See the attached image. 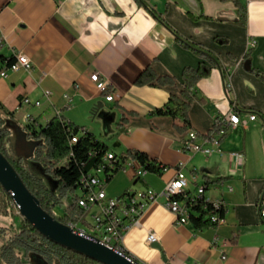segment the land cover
Masks as SVG:
<instances>
[{
	"label": "crops",
	"instance_id": "0c3cea01",
	"mask_svg": "<svg viewBox=\"0 0 264 264\" xmlns=\"http://www.w3.org/2000/svg\"><path fill=\"white\" fill-rule=\"evenodd\" d=\"M238 2L246 10L244 26L232 3L217 0H0V57L22 53L32 63L30 73L0 78V105L10 114L0 111V117L20 144V128L61 117L93 135L108 153H140L168 168L140 179L129 168L119 171L106 182L107 197L160 193L183 162L188 191L205 186L207 199L223 202V224L203 231L190 222L177 225L162 197L147 205L120 243L140 264H264V0ZM182 41L217 56L226 77L224 82L212 70L197 83L184 131L178 119L154 115L182 91L183 70L201 61ZM148 68L175 84L136 86ZM94 73L107 81L115 102L96 90ZM44 91L51 95L44 97ZM23 99L31 105L21 104ZM232 112L242 124L226 134L218 152L180 153L188 130L204 136L216 119ZM251 113L257 116L253 122ZM231 154L241 156V166ZM93 213L76 227L91 233ZM149 234L156 238L150 245Z\"/></svg>",
	"mask_w": 264,
	"mask_h": 264
},
{
	"label": "trees",
	"instance_id": "16d2710c",
	"mask_svg": "<svg viewBox=\"0 0 264 264\" xmlns=\"http://www.w3.org/2000/svg\"><path fill=\"white\" fill-rule=\"evenodd\" d=\"M217 1L232 3L237 10V23L241 26L245 25L246 10L238 0ZM182 43L201 61L197 68L183 70L181 76L183 89L180 94L178 96L171 95L163 110L154 112L156 116L178 119L182 124V129L178 128L180 131H184L188 127V111L194 100L193 93L197 83L207 78L212 70H219L224 82L226 81L224 70H222L217 56L199 46L184 41ZM5 62L11 64L13 59L5 60L0 57V63ZM252 72L259 75L253 70ZM174 84V79L157 76L150 68L143 71L135 81V85L138 87H166ZM109 92L110 90L103 96ZM0 111L9 117L10 114L3 110L1 105ZM5 123L6 119L0 117V153L12 165L26 188L37 198L41 208L64 225L84 224L85 212L77 205L76 192L80 189V180L101 166L102 158L107 153L106 146L97 141L90 133L64 121L61 117L51 119L43 127L36 128L34 123H31L20 128L24 136L35 144L29 159L38 163L43 172L54 180V188L50 190L40 178L31 172L27 161L23 157L16 156L11 147V133ZM220 129L221 127H216L214 133ZM223 131L225 134L221 137V141L228 133L225 128ZM73 139H76V142H72ZM125 157L135 160L149 174L162 172L160 165L148 160L143 154L130 152ZM118 168V166L115 167L112 175H108V170H105L106 182H109L112 176L118 172ZM64 201L67 202L65 205ZM10 203V196L0 187L1 219L12 217ZM192 208L199 213L198 217L190 218V223L196 230L203 231L218 226L205 219L211 209L210 205L200 202ZM57 209L61 210L59 217L54 215V211ZM215 213L219 218H222L224 214L223 211ZM34 259H38L39 264H99L47 241L24 220L21 221L20 228L17 230L12 224L8 227L0 226V264H37L33 262Z\"/></svg>",
	"mask_w": 264,
	"mask_h": 264
},
{
	"label": "built area",
	"instance_id": "2783aa9c",
	"mask_svg": "<svg viewBox=\"0 0 264 264\" xmlns=\"http://www.w3.org/2000/svg\"><path fill=\"white\" fill-rule=\"evenodd\" d=\"M252 47L253 44H249ZM1 47V44H0ZM13 63L7 62L0 63V78L5 79L11 73H17L24 71L30 73L32 70V63L26 55L22 53H16L12 57ZM91 83L94 84L96 90L104 100L108 103L115 102V95L109 88L107 81L94 73L90 76ZM78 88V85L75 86ZM229 91V85L225 84V92ZM51 95L50 92L44 91L43 96L48 98ZM65 102H69L67 95L63 96ZM23 105H31L28 99L21 101ZM40 102L33 103V106L39 107ZM66 109H70L67 104ZM257 119L254 113L249 114L248 120L253 122ZM242 124V121L237 112L228 113L225 116L218 118L214 121L212 131L204 136L199 135L193 130H188L184 143L180 149V153L185 155L201 154L209 157L213 153L218 152L219 145L221 143V137L225 134L223 128L229 132L231 129ZM221 129L214 133L216 127ZM72 142H76L73 139ZM234 161L238 166H241V156L237 154H231ZM118 166L119 171H125L126 168L134 171V177L137 179L143 178L147 172H145L135 160L130 157L115 156L111 153H106L101 162V166L93 172L88 173L80 180V189L76 192L77 205L85 213H89L91 209H94V213L91 216L92 232L87 233L79 230L76 226H70L75 233L90 241L98 240L103 245L113 249L120 257L125 258L128 262L138 263L131 255L127 254L120 246L122 236L125 232L131 229L138 223L144 208L159 197L165 199V209L175 218L177 225H184L190 222L191 217H198L199 213L193 210V206L197 203L203 202L210 205L211 209L205 216L212 224H223V217L219 218L215 212H225V206L222 201H211L204 196L205 186L196 187L191 193L188 191V178L184 173L185 163L179 162L176 166V173L174 177L168 181L163 191L156 193L151 189H146L138 192H126L124 195L118 198H109L106 196V175H112L115 171V167ZM162 172L167 171L160 165ZM103 173L105 178L102 180L99 175ZM11 199V197H10ZM11 209L17 217H20L18 206H16L11 199ZM54 215L55 211H54ZM260 215L264 218V210L260 209ZM59 217V216H56ZM21 218V217H20ZM22 219V218H21ZM23 220V219H22ZM156 241L154 234H149L146 238L148 245Z\"/></svg>",
	"mask_w": 264,
	"mask_h": 264
},
{
	"label": "water",
	"instance_id": "95a60500",
	"mask_svg": "<svg viewBox=\"0 0 264 264\" xmlns=\"http://www.w3.org/2000/svg\"><path fill=\"white\" fill-rule=\"evenodd\" d=\"M248 64H246V68ZM32 144L34 148L35 144ZM0 187L18 206L20 217L47 241L99 264H137L120 257L98 240L90 241L45 212L37 198L26 188L12 165L0 153ZM156 249H160L155 246ZM162 260H165L162 255Z\"/></svg>",
	"mask_w": 264,
	"mask_h": 264
},
{
	"label": "rangeland",
	"instance_id": "374dc122",
	"mask_svg": "<svg viewBox=\"0 0 264 264\" xmlns=\"http://www.w3.org/2000/svg\"><path fill=\"white\" fill-rule=\"evenodd\" d=\"M5 126L8 127L7 126V122H6ZM23 136H24V133H23ZM10 138H11V142H12V150L14 151V153L16 154V156L23 157L27 161V163H28V165L30 167L31 172L36 177L40 178L44 182V184L47 186V188H49L50 190H53V188H54V180L52 179V177H50L49 175H46L43 172L41 166L38 163L33 162V161H31L29 159L31 157V155H32V152H33V148L31 146L32 140L31 139L28 140L25 137L24 143L23 144H20L19 141H18V139H17V137L15 136V133L14 132H13V135H11ZM27 142L30 143V147H28ZM18 150L20 152H18ZM99 177L102 180H104V178H105V176H104L103 173H101L99 175ZM66 203L67 202L64 201V205ZM10 208H11V203H10ZM55 214H56V216H60L61 215V210L60 209L55 210ZM11 215H12V217L11 218H8V219H1L0 218V226L8 227L10 224H12L13 227L17 230L18 228H20L22 219L20 217H17L14 214V212L12 211V209H11ZM33 262L39 264V260L38 259H34Z\"/></svg>",
	"mask_w": 264,
	"mask_h": 264
}]
</instances>
